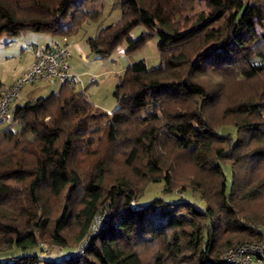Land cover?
<instances>
[{
  "label": "trees",
  "instance_id": "obj_1",
  "mask_svg": "<svg viewBox=\"0 0 264 264\" xmlns=\"http://www.w3.org/2000/svg\"><path fill=\"white\" fill-rule=\"evenodd\" d=\"M206 2L207 12L186 15L188 23L180 27L174 18L188 6H178L177 0L114 1L120 16L88 38L92 50L104 57L123 41L132 50L157 35L160 62L148 66L140 59L127 65L115 85L118 104L110 115L98 114L85 90H76L69 78L55 91L12 106L20 127H0V208H17L25 224H9L1 213L0 264H223L224 251L235 242L264 240V215L244 210L245 226L226 221L239 231L236 237L218 244L210 233L217 212L231 215L233 200L257 207L264 199V29L256 31L253 17L264 26V1ZM83 4L0 0V38L26 31L70 36L100 14ZM139 23L145 29L132 38L130 31ZM210 72L223 81L203 79ZM230 125L233 134L221 131ZM98 140L121 149L130 174L121 170L105 183L110 157H94ZM240 150H248L260 172L250 188L234 195L233 166L242 158ZM177 163L187 164L191 174L179 175ZM209 170L215 178L210 189ZM156 182L163 184L161 196L172 202L131 205L139 184ZM80 185L81 207L74 213L65 204ZM174 186L186 195L174 197ZM119 197L122 205L116 206ZM106 202L113 210L108 222L79 253L59 257L90 235ZM73 215L79 229L69 244L61 232ZM151 240L156 248L149 257L143 249Z\"/></svg>",
  "mask_w": 264,
  "mask_h": 264
},
{
  "label": "rangeland",
  "instance_id": "obj_2",
  "mask_svg": "<svg viewBox=\"0 0 264 264\" xmlns=\"http://www.w3.org/2000/svg\"><path fill=\"white\" fill-rule=\"evenodd\" d=\"M115 0H94V2L87 3L86 0H80L82 2V6L90 7V8H97L100 12L97 19H87L83 22L82 26L72 35L66 36V37H60V36H49L51 39H59L63 38L61 40L66 41L68 45L69 50V56L68 59L69 65H70V74L69 79L75 82V89L79 91L85 90L89 100L93 103L95 111L98 114L107 113L108 115L111 114L112 110L117 106L118 102L116 97L114 96L113 92L115 89V85L118 81L119 76L123 73L124 69L127 67V65L143 59L146 65L148 66H154L159 64L160 62V53L157 47L158 42V36L153 35L149 37L140 47L127 50V42L123 41L120 45H118L115 49H113L109 54H107L104 57H100L95 53L88 41L89 37H94L95 34L98 32V30L102 27H105L106 25H109L111 23H114L118 20L120 16V7L118 5L114 4ZM251 2H254L255 0H250ZM258 1H264V0H258ZM178 6H180L182 3L188 6V8H185L183 13L174 18L175 22L179 23V26L188 23L187 18H193L197 13H200L202 11L207 12L209 10V7L207 5L206 0H177ZM192 3V4H191ZM264 4V2H261ZM189 4L192 5V8H189ZM255 19V28L256 31L259 33L264 29V26H261V23L258 22L257 16L253 15ZM145 29V26L142 23L136 24L130 31V36L132 38H137L141 32ZM30 35L35 36L36 38H39L43 40L44 37H46L45 32H34V31H26V33H23L19 36H17L16 41L11 42L7 46H0V77L3 79L4 84H8L7 80L11 77V74H13V71L11 69L19 67V65H22L24 63L23 59L22 61L19 60L17 57H9L7 58V53H19L20 51V44L18 43V39H22L23 37L28 38ZM3 39V37L1 38ZM37 40L38 42H40ZM1 45V43H0ZM16 50L15 52H12L13 50ZM27 55V53H25ZM25 55V57H26ZM18 59V60H17ZM25 59V58H24ZM27 68V67H26ZM25 68V69H26ZM24 69V70H25ZM203 79H209L206 81H212L222 82L224 78L219 77L215 73H209L208 75H203ZM60 82L53 81L52 84H46L40 81H36L33 84L32 83H25V86L23 87V90L29 89L31 86H36L35 89L30 92L31 97H37L40 95H46L50 93L51 91L57 90L59 87ZM2 90V89H1ZM0 90V91H1ZM213 112L212 107L210 108V113ZM20 127V123L16 126H13L12 129L16 130ZM229 131L233 134L234 128L232 125L230 126H223L221 128V131ZM97 139V138H96ZM246 140V136L244 137L243 142L241 141V146ZM95 150L98 152L97 155H95V158H100L101 156H109V167L106 170V182L107 184H111L113 181L111 179L112 176L118 175L121 170H124L127 174H130L129 169L127 166L124 165V159L121 157L122 151L120 148H117L116 146H113L111 144H108L105 140H98ZM121 152V156L120 153ZM237 155V154H236ZM199 158L202 160L203 155L202 153L198 155ZM238 156L242 157L237 162H234V171H235V181L236 184L233 189L234 195H239L244 191L243 188L248 189L252 186V182L250 180L255 179L257 177V173L260 172L259 168H253V160L250 157V154L248 153V150H240L238 152ZM93 157V158H94ZM179 172V175L183 174L188 175L191 174V170L189 166L185 163H177L176 167L174 168ZM227 171V170H226ZM136 183L139 181L136 180ZM141 181V180H140ZM207 184L206 186L208 189L211 188L212 182L215 181V178L213 175H211V170L207 172V178H206ZM138 185V184H137ZM144 186V185H143ZM142 185H138L139 190H136V196L132 199L133 202H131V205H137L141 203L143 208H146L153 199H158L156 201H160L162 203H170V199H166L162 197L161 195V189L163 187L162 182H156L151 183L149 185H145L143 187ZM179 187V186H178ZM178 187L174 186L175 196L174 197H182L181 195L185 196L186 192L180 193ZM84 185H80V187L76 188L71 193V198L69 202H66V206L68 205L71 208V211L76 213L80 207V201H81V195L83 194ZM142 188L144 189V198H139L138 195L141 194ZM18 192H22L24 190L23 186L18 185L17 186ZM21 194V193H20ZM190 197V196H189ZM122 197H119L115 201L116 206H121L122 204ZM187 201V199L185 200ZM57 201H54V203ZM201 203V202H200ZM202 204V203H201ZM201 204H197L195 206L201 207ZM257 207H255L254 203H248V201H242V200H236L232 201L231 203V215L225 214L224 212H217V221L214 222L210 227V233L211 235L215 233L217 235V238L219 239L218 244L224 243L225 240L229 239L230 237H236L239 234V231L236 230V227H232L231 225L226 224V221H229L230 223H234L236 225H243L245 226L247 224V221L241 220V211L243 213L247 214H262L264 215V199H262L260 202L255 203ZM102 205V204H101ZM100 205V206H101ZM147 205V206H146ZM59 209L58 206H56V209ZM17 208L10 207L9 205L2 206L0 208V215L2 213V218H6L7 222L13 223L16 222L20 227L24 226L25 222L24 219L20 216L19 212L16 210ZM112 208L110 207V204L107 202L102 205V210L99 211L92 223L91 227H89V234L84 235V237L78 242L74 243V250H72L70 253H58L59 257H66L70 254H77L79 253V250H82L87 240L90 238L91 234L94 233L98 228H101L105 223L108 222V220L112 216ZM238 218L239 220L233 221V216ZM110 217V218H109ZM70 221L68 223V226L64 228V230L61 232L63 240L67 243L71 244L73 242V239L75 238L79 226L77 225L76 217L73 215L71 218H69ZM2 221V220H0ZM212 223V219L209 221ZM101 226V227H100ZM217 229L214 231V228ZM257 228H260L257 226ZM262 228V227H261ZM254 238V237H253ZM154 240H151V245L148 248H144L143 252L147 256H151L152 252L155 250L156 245ZM237 241V240H236ZM242 241H256L252 238H243L241 241H237L236 243L242 242ZM0 255H2L0 253ZM49 256H53V254H50Z\"/></svg>",
  "mask_w": 264,
  "mask_h": 264
},
{
  "label": "built area",
  "instance_id": "obj_3",
  "mask_svg": "<svg viewBox=\"0 0 264 264\" xmlns=\"http://www.w3.org/2000/svg\"><path fill=\"white\" fill-rule=\"evenodd\" d=\"M28 67L7 88L0 91V127L19 124L12 106L25 83L48 81L64 82L69 78V50L65 39L55 45H36ZM223 264H264V240L242 241L230 246L222 255Z\"/></svg>",
  "mask_w": 264,
  "mask_h": 264
},
{
  "label": "crops",
  "instance_id": "obj_4",
  "mask_svg": "<svg viewBox=\"0 0 264 264\" xmlns=\"http://www.w3.org/2000/svg\"><path fill=\"white\" fill-rule=\"evenodd\" d=\"M34 32H38L39 33L40 31H34ZM24 33H26V32H24ZM46 34H47L46 37H44L43 40L41 39V41L39 40V38H36L35 36H32V35H30V37H28V38L23 37L22 39H18L19 40L18 43L20 44L19 53L18 54L17 53L16 54L15 53H10V54L7 53L6 57L7 58H9V57H17L19 60L22 61V59H23L24 62H28V63H24L22 65H19V67H17V68L11 69L13 71V74H11L10 78L6 79L8 84H4L3 79H1V77H0V81H1V84H2L1 89L9 87L15 81V79L18 78L22 74L24 69L26 67H28V65L32 62L33 57H34V53H33L34 52V47L36 45H55V44L61 43L63 41V40H61L63 38L59 37L60 40H58V38L55 40V39H51L50 37H48V35L50 36L49 33H46ZM2 37H3V39H1ZM2 37L0 38V43H1L0 46H7L11 42L17 40V39H15V38H17V36L14 37V38H11V39H7L4 36H2ZM37 40H39L40 42H38ZM67 47H68V45H67ZM15 51L16 50L14 49L12 52H15ZM25 53H27V55ZM25 55H26V57H25ZM69 61L70 60L68 59V65H69ZM69 71H70V65L68 67V72ZM69 74H70V72H69ZM53 81H55V80L50 79L48 81H43V83H46L48 85V84H52ZM24 86H25V84L20 89L19 94H18V96L16 98L17 99L16 102H22V101L28 100L30 98H33V97L29 96V95H30V92H32L35 89L36 86H31V87H29V89L23 90Z\"/></svg>",
  "mask_w": 264,
  "mask_h": 264
},
{
  "label": "bare ground",
  "instance_id": "obj_5",
  "mask_svg": "<svg viewBox=\"0 0 264 264\" xmlns=\"http://www.w3.org/2000/svg\"><path fill=\"white\" fill-rule=\"evenodd\" d=\"M228 249V248H227Z\"/></svg>",
  "mask_w": 264,
  "mask_h": 264
}]
</instances>
